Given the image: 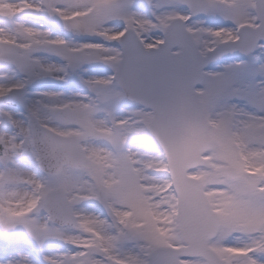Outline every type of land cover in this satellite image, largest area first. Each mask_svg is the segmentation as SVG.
I'll list each match as a JSON object with an SVG mask.
<instances>
[{
    "label": "snow or ice",
    "instance_id": "6c2138e0",
    "mask_svg": "<svg viewBox=\"0 0 264 264\" xmlns=\"http://www.w3.org/2000/svg\"><path fill=\"white\" fill-rule=\"evenodd\" d=\"M181 2L188 14L149 17L137 0H0V9L19 8L0 11V104L27 108L23 121L0 110V235L18 231L41 245L55 237L76 249L46 256V264H264V79L241 87L231 74L243 62L224 73L203 70L227 51H264V0ZM197 14L223 16L233 27L189 24ZM33 15L101 42L73 45L29 26ZM40 51L66 64H44ZM88 61L114 73L84 82L94 95L24 99L33 79L63 80ZM154 62L182 72L157 82ZM258 72L264 77V63ZM124 99L142 108L117 118ZM24 156L43 175L16 167ZM85 200L107 216L77 210ZM8 264L32 261L17 249Z\"/></svg>",
    "mask_w": 264,
    "mask_h": 264
},
{
    "label": "rangeland",
    "instance_id": "374dc122",
    "mask_svg": "<svg viewBox=\"0 0 264 264\" xmlns=\"http://www.w3.org/2000/svg\"><path fill=\"white\" fill-rule=\"evenodd\" d=\"M138 11H140L143 15L145 16H149L151 17L152 14L154 12L156 13H167V12H178L180 14H187L186 10L184 8H182L179 4L176 3H172V2H167L164 0H155L153 1L150 5L146 6V7H138L137 9ZM33 16H37L40 19H32L35 20L38 28L42 29V30H48L51 33H54V35H52L53 37H60L63 38L65 40L72 42H77L75 38H71V36L69 35L70 30H68L67 28H65L63 26V22L60 21L58 18H49L47 16H43V15H33ZM189 24L192 25H197V24H203L206 27H210V28H218V27H226V28H230L233 27V24L230 20L225 19L223 16H219V15H211V14H206L204 17H199L197 19H193L190 20L188 22ZM115 27H117V25H115ZM80 38L85 39V35L84 34H80ZM96 41L97 42H101L100 38L96 37ZM84 43V42H83ZM95 43V42H92ZM106 46H118V44L116 42H105ZM43 52L45 55H40V56H35L38 58H48V56L50 57H60L57 56L55 54L52 53H48V52ZM92 61H88V62H84L82 64H79L77 67H75L71 72H69L68 74V78H73L74 76H76L78 74V72L82 69V67L84 65L89 64ZM243 62L246 66L243 69H238L237 71H235L234 73H232L231 75L235 78H240L243 79L245 82L252 80L253 81V77L255 78L256 76L259 78H263L259 72V65L261 63H264V51L257 49L255 51L254 55L251 56H247L246 58H243L241 60H234L232 62H224L216 67H213L212 69L205 71L206 73H224L227 71V69L229 68V66L232 65H236L238 63ZM52 63H55L54 61ZM105 73H107L109 76H112L113 73V69L110 65H106V69H105ZM40 77V76H39ZM39 77L33 79V81L28 84L26 86V91H27V95L25 97L26 101H32L31 96L28 95L30 89L33 87V85L36 82V79H38ZM259 78L256 79L257 82H259ZM255 81V82H256ZM205 85L203 83L200 84L199 88H203ZM85 91H87V93H82L85 95H94L92 93V90L90 88H84ZM65 100H67V96L63 97ZM239 99V100H238ZM233 101H237L239 103V105H242L240 103H245V101L243 99H241L240 97H234L232 98ZM237 102H232L235 104H238ZM119 104H122L121 107L117 108L118 105L116 106V112L115 113H123V116H120V118H124L127 117L131 112L139 110L136 109L134 107L132 108H128L127 104L124 101H121ZM241 107V106H240ZM0 110L3 111H9L11 113H13L14 118L17 120H26L27 117V108L25 107L24 104H22L20 109H9L7 107H5L3 104H0ZM118 118V117H117ZM45 119H47V115L45 116ZM49 123L51 126H58L59 121L55 120V119H51L49 120ZM3 127V124H1ZM8 130H11V127L9 126ZM96 144H101L100 141H95ZM26 164L24 167L27 168L28 173L31 174H35L36 175H43L42 171L38 169V167L33 163L32 158L24 156V157H19L16 161V165H23ZM4 166V162L0 161V168H2ZM97 201L96 200H85V201H81L76 205V209L85 213V214H92V215H96L100 218H105L107 216V211L105 213H103V216L100 215L101 212L100 210L96 207ZM45 212V210H41L39 213V219L41 220L43 218L42 214ZM100 213V214H99ZM64 231L69 234V235H75L77 234V230L74 228H64ZM8 241L12 244V248L10 251H13L15 249H23L24 251H20L23 254L26 255H30L31 257H33L34 260H36L37 258H43L46 257V247L48 246H52V245H61L64 244V246L66 245L65 242L59 238H55V237H50L47 238L43 244H39L35 241H32L30 238H28L25 234L20 233V232H15L13 234H11V236L9 237H5L3 235H0V245L2 247V250L4 251V242ZM12 241H16L17 243H12ZM71 251V250H70ZM76 251V250H74ZM64 253H61V255H63ZM32 264H38L37 261H32Z\"/></svg>",
    "mask_w": 264,
    "mask_h": 264
},
{
    "label": "bare ground",
    "instance_id": "6f19581e",
    "mask_svg": "<svg viewBox=\"0 0 264 264\" xmlns=\"http://www.w3.org/2000/svg\"><path fill=\"white\" fill-rule=\"evenodd\" d=\"M0 11H2L3 14L7 16L14 12L19 11V8L15 5L11 7L5 6L3 9H0ZM26 19L28 20L29 26L38 28L36 21L32 19H40L39 17L30 16V17H26ZM110 27H115V24L110 25ZM84 35H85V39L82 38L79 41V43L72 42V44L78 45V44H82L83 42L84 43L97 42L96 37L88 35V34H84ZM40 55H45V54L41 51L35 54V56H40ZM36 58L40 59L41 62L44 64H54L57 66H61V63L65 61L62 57H55V56L53 57L48 56V58L46 59L38 58V57ZM53 61L55 63H52ZM106 65L107 64L101 61H92L89 64L84 65L82 69L78 72V74L74 76L73 78H68V75H67L63 80L56 79L54 76H40L38 79H36V82L33 85V87L30 89L28 95L31 96L32 101L38 100L41 98L42 94L50 93V92L59 93L61 94L62 97L67 96L68 97L67 100H72L73 98L83 99L84 96L82 93L87 92L84 90V88H89L84 82L86 80H91V79L107 78L108 74L105 73ZM235 80L241 87H247L248 85L254 83V81L252 80L245 82L243 79H240V78H235ZM237 105L241 106V108H244L245 110H250L249 106H247L246 103L244 102L242 103V105H239V103ZM115 115L121 116L120 113H116ZM15 166L24 172H28L27 168L22 165L17 164ZM65 244H66L65 246L52 245V246L46 247L45 249L46 255L55 257V256L61 255V253L65 254V253H69L75 250V248L72 245L66 242ZM7 250L8 249H6V251ZM19 251L23 252L24 250L19 249ZM16 253H17V249L10 251L8 253H5L2 250V247L0 245V264H5L6 260H10L11 258H13V256ZM31 261H34V260L31 259ZM44 263L46 264L45 259H44ZM6 264H8V262Z\"/></svg>",
    "mask_w": 264,
    "mask_h": 264
},
{
    "label": "water",
    "instance_id": "95a60500",
    "mask_svg": "<svg viewBox=\"0 0 264 264\" xmlns=\"http://www.w3.org/2000/svg\"><path fill=\"white\" fill-rule=\"evenodd\" d=\"M174 1H178V2H180L183 6L188 7L186 4L182 3L181 0H174ZM143 3L146 4V3H147V0H144ZM197 15H199V14H197ZM197 15H193L192 18H193V17H196ZM74 34H76V33H74ZM241 53H242V52H241ZM238 55H239V54H235V55H231V56H229V57H235V56H238ZM225 56H226V55H225ZM208 64H209V61L204 65V67H206ZM180 69H181V68H180ZM181 70H182V69H181ZM198 84H199V83H197L195 86H197ZM137 103H138V102H137ZM20 104H21L20 101L15 100V102H14V106L18 107ZM139 104H140V103H139ZM100 206H101L102 208H104L103 205L100 204ZM104 209H105V208H104Z\"/></svg>",
    "mask_w": 264,
    "mask_h": 264
}]
</instances>
